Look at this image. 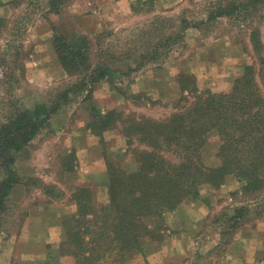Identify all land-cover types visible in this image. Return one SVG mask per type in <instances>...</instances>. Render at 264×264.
Returning a JSON list of instances; mask_svg holds the SVG:
<instances>
[{
    "label": "rangeland",
    "instance_id": "obj_1",
    "mask_svg": "<svg viewBox=\"0 0 264 264\" xmlns=\"http://www.w3.org/2000/svg\"><path fill=\"white\" fill-rule=\"evenodd\" d=\"M214 2L216 0H72L64 10L66 13L53 20L52 23L62 31L65 28L81 29L73 30L85 33L94 47L108 50L106 56L100 52L96 55L91 53L93 62H108L110 66H117L115 68L122 71L126 70L127 64L133 68H137L139 62H145V65L128 75H118L109 83L102 81L96 84L88 100L83 101L81 95L77 97L55 114L42 133L24 148L14 167L19 178L35 188L29 191L30 200L16 206H13V203L7 204L4 233L17 231L21 222L20 213L24 211V205H30L29 201L44 205L50 198L59 201L58 198L62 195H70L73 198L76 189L85 188L77 184L83 181V175L86 177L90 174L84 172L86 166L89 167L88 170L92 168L98 173L102 165L106 172L107 160L110 164H130L131 149L137 147V142L127 144L120 131V125V129L109 130L104 132L102 137L91 138L86 128L90 102L102 112L118 108L125 114L136 112L156 120L163 119L175 112L177 104L188 107L194 102L195 97L189 92L190 86L189 95L185 93L187 101L178 103L181 95L176 91L179 88L177 78L183 73L184 67L200 72L201 75L196 77L200 94L204 91L216 94L229 92L234 80L243 74L246 65L258 67L257 54H254L252 49L249 33L251 27L259 26L260 42L264 49V19L260 21L252 17L248 18L247 23L240 25L223 17L216 21L209 20L208 11L214 6ZM26 4L24 9L9 5L0 8L1 17L14 21L13 29L8 23V26L1 30L3 41H0V119L11 111L12 106L19 109L23 106L31 107L33 103H48L51 93L79 79L77 75L50 81H43V78L47 77L45 74L42 78L37 77L43 67L48 70L50 68L51 77L57 76L58 71L53 67L54 52H48L50 42L48 39L41 41L47 36L46 32L51 30V25L48 19L43 17L40 6L38 11L34 12L32 8H26ZM25 15L31 16V20L26 29H19L20 18H25ZM183 26L184 33L181 37L175 36L174 30L179 32L178 29ZM20 31L21 35H18ZM172 33L175 35H171ZM165 41L170 42L169 46L167 45L169 48H162L165 52L161 53L156 61H148L140 57L141 54H135V63L124 62L126 52L140 53L154 43ZM14 76L18 82L11 80ZM132 94L137 98L132 97ZM80 140L96 144L92 157L85 160L86 166L79 164L75 157L74 143ZM219 143L216 135L209 138L202 153V162L206 166L219 163L216 158ZM160 154L172 163H178L183 156L180 152L167 149L160 150ZM40 176L49 183H44ZM88 179L91 186L88 189L92 192L95 205L106 204V187L101 186L103 174H92ZM40 183L49 187L46 192L45 187L43 188V195L38 189ZM240 188L241 183L231 177L219 189L201 186L199 202L186 200L174 213L177 214L175 216L178 220H181L185 213L191 216V222L195 223L208 214L209 220L206 223L202 221V224H207L202 228L203 231L200 229L192 238L183 237L185 242L179 241L174 247L170 244L174 236L169 234V230L162 233L165 237L161 241L146 239L143 243V254L135 256L132 262L150 264L145 258L148 254L169 252L168 255L171 256L187 254L186 264H263L261 257L264 249V192L255 197L243 194ZM195 203H198L199 208H194ZM237 205H249V215L245 216V223L232 238L230 235L224 238L230 243L218 248L219 233L224 232L225 226L218 219L225 213L230 217ZM13 216L16 217L12 218ZM166 218L169 226V220L174 219L169 216ZM169 228L171 229L170 226ZM192 228L198 230L196 224ZM201 232L203 233L200 234ZM57 247L58 244H54L52 250H47L51 251L50 257H54L53 260H58L60 264H74L72 257H59ZM196 253L201 254L200 258H197ZM177 264L181 262L178 261Z\"/></svg>",
    "mask_w": 264,
    "mask_h": 264
},
{
    "label": "trees",
    "instance_id": "obj_2",
    "mask_svg": "<svg viewBox=\"0 0 264 264\" xmlns=\"http://www.w3.org/2000/svg\"><path fill=\"white\" fill-rule=\"evenodd\" d=\"M26 1L11 0L7 5L24 9ZM71 2L29 0L26 4V8L30 7L34 12L40 6L43 17L51 25L50 48L58 63L67 76L77 75L79 79L51 93L48 103H33L31 107L19 109L12 106L11 111L0 119V236L8 210L7 197L19 183L14 165L24 148L42 133L55 114L77 97L81 95L83 101L88 100L96 84L109 83L118 75H128L145 65V62H139L137 68H133L127 64L126 70L122 71L108 62H93L91 53L100 52L106 56L108 50L94 47L85 33L76 32L81 29L65 28L62 31L52 23L63 16ZM4 5L0 0V8ZM213 5L208 11L209 20L223 17L240 25L247 23L248 18L264 19V0H216ZM20 19L19 29H26L31 16ZM8 23L13 29L14 21L0 16V30ZM184 26L178 29L179 32L174 30L176 35H171L181 37ZM258 27H251L249 33L258 67L246 65L229 92L204 91L200 94L196 78L180 73L177 78L181 91L178 103L186 102L185 93L189 95V92L193 93L194 102L188 107L177 104L175 112L158 120L136 112L125 114L118 108L102 112L90 102L86 128L91 134L102 137L104 132L118 129L120 125L127 144L136 141L137 147L131 149L130 164L106 161V204L96 206L91 190L76 189L73 196L76 212L63 220L65 239L58 244L59 257H72L74 264H130L135 256L143 254L146 239L161 241L165 231L169 230L170 235L175 233L169 228L166 217L186 200L199 202L201 186L219 189L231 177L241 183L243 194L258 197L264 192V84L261 82H264V49ZM169 44L167 41L154 43L140 53L128 51L124 62L135 63V54L156 61L165 52L162 48L168 49ZM11 80L19 81L15 76ZM188 88L191 89L189 92ZM213 135L220 142L216 153L219 163L206 166L202 162V153ZM165 149L180 152L182 160L170 162L160 154V150ZM45 188L46 192L49 187ZM249 209V205H237L230 217L225 213L218 219L225 225L224 232L219 233L218 248L230 243L224 238L227 235L232 238L243 226ZM208 220L207 214L205 223ZM205 223L202 228L207 226ZM52 247L48 245L47 250ZM200 255L196 253L197 258ZM53 258L50 257L46 264H60ZM261 262L264 264V249Z\"/></svg>",
    "mask_w": 264,
    "mask_h": 264
},
{
    "label": "crops",
    "instance_id": "obj_3",
    "mask_svg": "<svg viewBox=\"0 0 264 264\" xmlns=\"http://www.w3.org/2000/svg\"><path fill=\"white\" fill-rule=\"evenodd\" d=\"M1 1L3 2V4H5L4 7H6L8 6L7 5L8 2H10L11 0H1ZM22 11L23 9L21 10V12ZM46 35L47 36H44L41 39V41L43 39H46V40L48 39V42H50V38H51L50 29L46 32ZM2 37L3 35L0 30V41L1 42L3 41ZM50 50L53 53L51 48L48 49V52H50ZM53 65H54L53 67H55V69H57L58 71L57 76L51 77V74L49 72L50 68L48 70L47 68L43 67L42 68L43 71H41V74H40L41 76L39 75L37 77L42 78L43 74L47 75V77L43 78V81H46V80L50 81L52 79H62L63 77H67L64 70L58 63L56 56H55V61ZM42 69H35V70L39 71ZM183 70L184 71L181 70L183 73L193 75L195 78L201 75L200 72L195 71V70L191 71V69L188 67H184ZM185 70H188L190 72L185 71ZM32 74H34V72H32ZM28 75H27V79L29 78ZM176 91L178 95H181V91L179 88H177ZM90 136L92 139H94L93 134L90 133ZM90 136L88 139H90ZM74 146H75L74 152L76 155L75 157H77V162L82 165H85L87 158L92 157V154H94L95 148H96V144H93L91 142L85 143V142H82V140H80L79 142L76 141L74 143ZM88 168L89 167L86 166L84 172L90 173L89 175L94 174V176H96V174L98 173L103 174V180L101 182L102 184L101 186H105L107 177H106L105 169H103V165L102 167H99L98 173H96L97 170L94 171L92 168L88 170ZM75 169H76V166H75ZM89 175H86V177L85 175H83L84 176L83 181H81L77 185L79 187L91 188V186H89L90 184V181L88 179ZM41 179L44 183H47V184L49 183L43 177H41ZM44 183H40L38 185V189L41 195H43V191H42L43 188L48 186ZM34 188L35 187L33 185L28 186V184L24 180L19 178V183H17L12 188V190L10 191L7 197L8 203L10 204L13 203L15 204L13 206H16L25 200H30L31 192L29 193V191H31V189H34ZM58 200L59 201H56L53 198H50V200L46 201L44 205H42V203L36 205V203H39V202L29 201L28 204L30 205H27V206L24 205V211L22 210V213H20L22 214L20 216L21 222L18 226L17 231L12 232L9 235L7 233H4L3 231L1 233V236H0V264H46L48 263V260L50 259V257L48 256L47 246L54 245V244H60L61 242L64 241L65 230L63 227V220L65 217L70 216L76 212V203L70 195L66 197L62 195V197H59ZM12 201H15L18 203H14ZM196 207L199 208L198 203L194 204L195 209ZM180 211L181 213H183L182 210ZM175 215L177 214L174 212L169 215V218L172 217L174 219V220H169V226L171 227V230L175 232L174 234L171 235V236H174L171 238L172 241L170 242L172 247H174L176 243L179 241L185 242L183 240V237H186L184 239H187V237L192 238L196 236L198 234V231L202 228V225H203L202 221L204 220L206 216L204 215L200 219V221L195 223V222H191L192 217L191 216L189 217L185 213H184V216L181 218V220H178V218ZM15 217L16 216H13L12 218H15ZM8 218L11 219V217H8ZM173 224L175 226H173ZM194 224L197 225V229H198L197 231L196 229L192 228ZM168 253L169 252L159 253V254L151 253V254H148L149 256H145V258L150 264H177L178 261L181 262V264H183V262L185 264L187 263L186 262L187 257H188L187 254L180 255V256L178 255L171 256V255H168ZM138 263L139 262L136 261L135 263L131 262L130 264H138Z\"/></svg>",
    "mask_w": 264,
    "mask_h": 264
}]
</instances>
